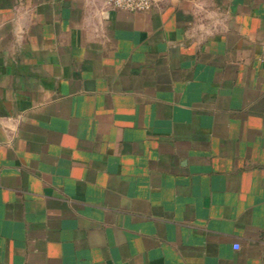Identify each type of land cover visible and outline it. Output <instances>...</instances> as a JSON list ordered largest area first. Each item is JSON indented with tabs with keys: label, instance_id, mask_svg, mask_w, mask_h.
<instances>
[{
	"label": "crops",
	"instance_id": "1",
	"mask_svg": "<svg viewBox=\"0 0 264 264\" xmlns=\"http://www.w3.org/2000/svg\"><path fill=\"white\" fill-rule=\"evenodd\" d=\"M0 264H264V0H0Z\"/></svg>",
	"mask_w": 264,
	"mask_h": 264
},
{
	"label": "built area",
	"instance_id": "2",
	"mask_svg": "<svg viewBox=\"0 0 264 264\" xmlns=\"http://www.w3.org/2000/svg\"><path fill=\"white\" fill-rule=\"evenodd\" d=\"M105 4L113 9L131 12L149 11L155 0H104Z\"/></svg>",
	"mask_w": 264,
	"mask_h": 264
}]
</instances>
